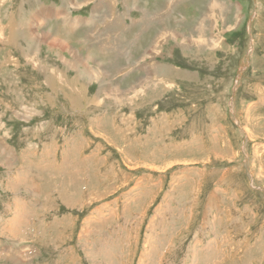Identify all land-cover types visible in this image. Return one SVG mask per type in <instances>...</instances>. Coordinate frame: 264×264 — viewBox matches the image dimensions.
<instances>
[{"label": "rangeland", "instance_id": "obj_1", "mask_svg": "<svg viewBox=\"0 0 264 264\" xmlns=\"http://www.w3.org/2000/svg\"><path fill=\"white\" fill-rule=\"evenodd\" d=\"M97 2L0 0V264H264V0Z\"/></svg>", "mask_w": 264, "mask_h": 264}, {"label": "crops", "instance_id": "obj_2", "mask_svg": "<svg viewBox=\"0 0 264 264\" xmlns=\"http://www.w3.org/2000/svg\"><path fill=\"white\" fill-rule=\"evenodd\" d=\"M80 2L82 1V0H79ZM89 1V0H88ZM44 2V1H43ZM89 3V2H88ZM84 4H86V3H84ZM84 4H82L81 6H85ZM46 6H49V4H46ZM96 7H97V5H95ZM49 9V8H48ZM48 13V12H47ZM92 43V42H91ZM8 188H9V186H7ZM13 219V214H11V217L8 219V224L9 223H11V220ZM2 225L3 226V229H4V232L6 233V234H10V233H13V232H11L10 231V228H11V226L10 225Z\"/></svg>", "mask_w": 264, "mask_h": 264}, {"label": "bare ground", "instance_id": "obj_3", "mask_svg": "<svg viewBox=\"0 0 264 264\" xmlns=\"http://www.w3.org/2000/svg\"><path fill=\"white\" fill-rule=\"evenodd\" d=\"M93 1L96 2V3L98 4L97 0H93ZM109 3H111V2L109 1ZM112 14H114V13H112ZM112 14H111V15H112ZM118 34H119V33H118Z\"/></svg>", "mask_w": 264, "mask_h": 264}]
</instances>
